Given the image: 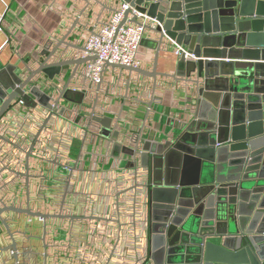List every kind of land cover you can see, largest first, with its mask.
<instances>
[{"label":"water","instance_id":"1","mask_svg":"<svg viewBox=\"0 0 264 264\" xmlns=\"http://www.w3.org/2000/svg\"><path fill=\"white\" fill-rule=\"evenodd\" d=\"M83 1L87 8L69 33L42 55L44 59L38 61L36 69L25 65L27 77L18 74L14 66L0 69V121L14 102L21 101L28 106L32 98L50 112L31 146L24 151L26 173L6 164L10 160L6 155L0 158V177L10 173L18 178H29V159L41 134L61 110V101L73 100L70 96L76 91L70 87L74 78L82 75L80 68L97 60L96 57L67 56L69 49L84 51L68 39L73 30L82 25L80 18L92 4L113 12L115 9L103 0ZM116 2L127 3L154 21L147 30L158 37L154 42L155 67L149 72L108 64L106 69L111 67L122 73L152 78L154 92L158 78H171L191 88L196 96L193 120L176 138V143L167 140L153 144L147 140L141 147L140 135L134 147L114 144V150L121 149L136 161L141 159L143 168L149 166L151 160L155 161L154 174L145 175L148 183L130 189L151 187L153 201L165 204V217L162 220L154 218L148 227L155 243L151 264H264V0ZM129 14L130 11L125 19ZM134 22L138 23L136 19ZM178 47L183 52L177 58L176 73H158L156 65L161 51L171 53ZM43 77L54 88L58 84L62 86L56 90L59 91L56 100L41 89ZM39 81L41 84L37 85ZM100 88L101 84L97 85L98 93ZM97 105L98 97L88 122L106 125L107 121L96 115ZM148 106L151 109L152 103ZM0 141L21 150L9 139L0 137ZM153 145L155 148L151 150ZM181 148L184 153L178 152ZM168 149L170 152L166 153ZM3 151L4 148H0V155ZM169 155L184 158L186 167L175 182L165 180L163 189L160 187L164 184L157 182L161 181L164 157L169 158ZM136 166L135 163L133 167ZM3 183L0 191L7 186ZM9 212L44 221L50 217L59 218L34 213L29 205L24 210L8 206L0 199V224L8 232L11 248L15 250L18 246L15 235L20 232H11L8 219H4Z\"/></svg>","mask_w":264,"mask_h":264},{"label":"crops","instance_id":"2","mask_svg":"<svg viewBox=\"0 0 264 264\" xmlns=\"http://www.w3.org/2000/svg\"><path fill=\"white\" fill-rule=\"evenodd\" d=\"M103 2L114 9L122 4L116 0ZM86 8L83 0H0V69L14 66L18 74L27 77L25 65L36 69L38 61L44 59L42 55L69 33ZM112 13L92 4L80 18L82 25L73 30L69 43L84 48L87 37L98 31ZM145 36L138 53L140 69L152 72L156 59L154 42L158 37L150 32ZM176 49L171 53L161 51L156 65L158 73H176ZM76 51L69 49L67 56L73 57ZM84 69L85 65L80 68L82 75L76 76L70 87L76 91L70 96L73 100L61 101V110L41 134L40 143L29 159V178H18L10 173L0 177V185L7 183L0 191V199L6 205L23 210L29 205L34 213L59 218L50 217L44 221L11 212L5 214L11 232L22 234L15 235L18 246L17 250L12 249V240L0 224L3 255L0 264H131L137 259L136 235L123 238L117 247L120 232L116 223L117 197H121V202L131 195H122L120 174L133 185L136 183L134 170L140 169L152 176L155 161L151 160L149 166L143 168L141 159L136 161L121 149L114 150V144L134 147L132 139L135 137L137 141L140 135L141 147L147 140L153 144L167 140L176 143V138L193 120L196 96L184 83L166 77L158 78L154 92L152 78L122 73L111 67L104 71L98 93L97 85L89 84L84 77ZM41 82V89L56 100L59 96L56 90L62 86L58 84L54 88L45 77ZM96 97V115L107 121L106 125L88 122ZM18 102H14L0 121V137L11 140L21 150L0 141V148H4L0 158L9 155L18 172L24 174L27 171L24 151L31 146L47 116L43 113L46 109L37 105L33 98L28 106L15 108ZM148 103H152L151 109ZM40 120L43 121L40 123ZM154 148L153 145L151 150ZM180 150L181 153L184 148ZM169 152L170 149L166 150ZM58 156L76 172L62 171ZM168 157H164L161 164V181L157 182L160 185L167 179L175 182L186 167L184 158ZM135 163L137 166L133 167ZM148 180L147 176L142 178V184L146 185ZM164 187L165 184L160 188ZM140 190L147 192L149 227L154 218L162 220L165 217V204L153 201L151 187ZM145 237L151 256L155 243L149 230Z\"/></svg>","mask_w":264,"mask_h":264},{"label":"built area","instance_id":"3","mask_svg":"<svg viewBox=\"0 0 264 264\" xmlns=\"http://www.w3.org/2000/svg\"><path fill=\"white\" fill-rule=\"evenodd\" d=\"M128 11H130V14L125 19L126 13ZM135 19L138 23L134 22ZM153 25L154 21L151 18L147 17V15L143 13H139L127 3H122L119 5V7L115 8V11L100 27V29L98 31L92 32L90 36L87 37L84 45V51L78 50L73 54V57L77 59H89L91 57L97 58L96 61L88 62L85 65V69L83 71L84 77L89 82V84H102L105 73L104 71L106 70V66L108 64L140 69L141 63L138 54L139 49L146 37L145 35L148 32L147 27ZM182 52V48L179 47L175 50L177 56L182 55ZM22 105H24L23 102L19 101L14 107L19 108L22 107ZM45 111L46 112H43L44 115L48 116L50 112L47 110ZM43 120H40V123ZM132 141V144L137 143V141H135V137H133ZM39 143L40 141L37 143V145ZM61 157L62 156H58L57 160V162L59 161L61 170L75 171L70 168L69 163L62 160ZM8 163L13 169L17 170L13 161L9 160ZM145 175L146 174H144L140 169L134 170L136 183L131 185L130 182L129 184L127 183V177H124V174H120V177L122 178V188H120L123 191L122 195H131L128 197V200H123L121 202V197H117L118 219L116 223L119 224L120 229L117 247L119 248L122 240H124L123 238L128 239L130 235L134 234V237L136 235V242L137 245L139 244V248L137 259L131 264H151V256L149 254V247L147 246L145 237L147 230H149L147 192L144 190L139 191V188L137 190L130 191V189H132L135 185H143L142 178L146 177ZM125 228L126 230H124ZM2 259L3 255L0 252V262Z\"/></svg>","mask_w":264,"mask_h":264}]
</instances>
